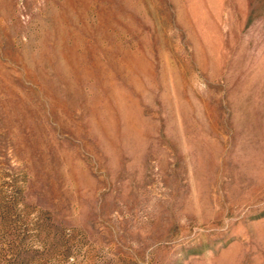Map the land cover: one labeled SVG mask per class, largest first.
I'll use <instances>...</instances> for the list:
<instances>
[{
  "label": "rangeland",
  "instance_id": "1",
  "mask_svg": "<svg viewBox=\"0 0 264 264\" xmlns=\"http://www.w3.org/2000/svg\"><path fill=\"white\" fill-rule=\"evenodd\" d=\"M0 264H264V0H0Z\"/></svg>",
  "mask_w": 264,
  "mask_h": 264
}]
</instances>
